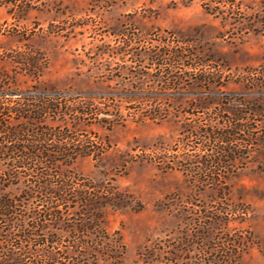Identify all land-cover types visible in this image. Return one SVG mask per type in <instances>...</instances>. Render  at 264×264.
I'll use <instances>...</instances> for the list:
<instances>
[{"label":"rangeland","instance_id":"1","mask_svg":"<svg viewBox=\"0 0 264 264\" xmlns=\"http://www.w3.org/2000/svg\"><path fill=\"white\" fill-rule=\"evenodd\" d=\"M15 3L0 85L100 109L48 121L92 144L52 171L87 198L47 227V264H264V0ZM228 126L232 159L205 178V132Z\"/></svg>","mask_w":264,"mask_h":264},{"label":"trees","instance_id":"2","mask_svg":"<svg viewBox=\"0 0 264 264\" xmlns=\"http://www.w3.org/2000/svg\"><path fill=\"white\" fill-rule=\"evenodd\" d=\"M15 2L0 0V6H16ZM160 78L169 90L180 88L174 73H162ZM196 82L204 84L206 79ZM69 98L36 86L8 92L0 85V264H47L45 248L52 243L47 227L59 221L64 212L69 213L70 203L79 204L87 198L85 190L76 198L67 189V179L57 172L52 174L57 163L90 155V139H80L66 127L48 124L65 116L80 120L98 115L100 109L93 101L78 99L75 103ZM205 134L220 144L208 146L216 154L198 161L204 166L202 176L220 177L216 166L232 159L229 154L234 151L236 133L228 126ZM72 183L78 184V180L72 178ZM30 251L33 258L28 255Z\"/></svg>","mask_w":264,"mask_h":264}]
</instances>
